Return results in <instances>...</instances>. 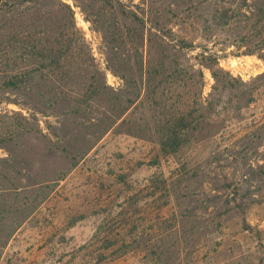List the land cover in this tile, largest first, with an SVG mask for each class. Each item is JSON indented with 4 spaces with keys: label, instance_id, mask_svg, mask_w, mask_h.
Wrapping results in <instances>:
<instances>
[{
    "label": "rangeland",
    "instance_id": "obj_1",
    "mask_svg": "<svg viewBox=\"0 0 264 264\" xmlns=\"http://www.w3.org/2000/svg\"><path fill=\"white\" fill-rule=\"evenodd\" d=\"M46 3L64 83L108 94L73 114L0 92V264H264V0Z\"/></svg>",
    "mask_w": 264,
    "mask_h": 264
},
{
    "label": "trees",
    "instance_id": "obj_2",
    "mask_svg": "<svg viewBox=\"0 0 264 264\" xmlns=\"http://www.w3.org/2000/svg\"><path fill=\"white\" fill-rule=\"evenodd\" d=\"M26 2L28 3L27 10L31 9L33 13L31 17L28 14L27 23L19 25L18 15H23L19 7ZM46 4V0H24L16 4L15 0H11L10 3L8 0H0V9L5 12L0 20V92L25 91L31 100L35 101L37 98L34 103L43 113L52 111L61 102H65L67 113L79 114L80 110L85 109L89 111L91 101L101 100L108 94L105 91L106 85L92 81L76 87L67 86V83H64L68 74L59 70V66L68 50L76 44H74L73 34L70 35V27L66 22L61 24L57 33L49 30L51 12L38 8ZM213 74L216 76L217 73L213 71ZM112 94L113 98L120 103L127 101L130 104L132 102L123 93L113 91ZM4 135L5 132L0 138V145L4 143L2 141H5ZM176 137L175 127H171L163 138L164 146L170 151H175L178 147ZM10 214H12L11 208H0V263L4 249L16 232L14 227L9 228L5 225ZM109 233H107L108 238ZM99 234L97 231L96 236ZM134 234L135 232L130 230V235ZM123 248L124 251L122 250V253L116 256V259L114 258V264L117 261L119 263L124 255L130 253L131 245ZM102 249L100 251L104 252L109 247L105 245ZM6 262L10 261L6 260Z\"/></svg>",
    "mask_w": 264,
    "mask_h": 264
}]
</instances>
